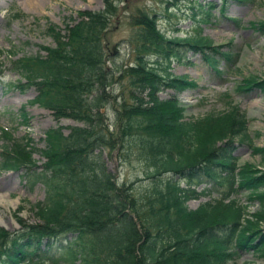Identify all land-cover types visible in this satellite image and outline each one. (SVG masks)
<instances>
[{
    "label": "trees",
    "instance_id": "16d2710c",
    "mask_svg": "<svg viewBox=\"0 0 264 264\" xmlns=\"http://www.w3.org/2000/svg\"><path fill=\"white\" fill-rule=\"evenodd\" d=\"M122 1L103 0L102 10L78 11L77 22L64 30L48 25L54 46H40L34 56L9 61L18 83L37 90L33 103L56 120L80 125L67 135L59 128L45 132L40 172L29 143L2 131L6 143L0 169L24 170L42 183L44 197L30 206L34 222L19 217V230H0V264H236L242 254L264 256V170L239 164L232 156L236 141H250L244 114L229 104L201 119H186L184 106L158 98L166 89L196 88L194 80L168 72L172 59L180 60L181 49L201 53L220 74L219 59L233 62L229 46H215L200 34L167 36L155 14L138 9L130 17L134 65L114 73L107 68L104 33ZM226 3L221 0L220 10ZM252 28L264 32V23ZM153 57L158 59L154 64ZM159 60L166 61L163 72L157 68ZM120 79L124 100L117 110L118 133L111 140L100 108L112 97L106 89ZM244 82L264 94V80L249 77ZM19 117L26 120L23 111ZM124 143L139 144L148 168L145 179L152 188L138 199L131 187L113 181L98 155L102 148ZM247 146L264 164V145ZM206 183L223 191L190 210L187 203L197 194L213 193ZM201 185L205 188L196 193ZM237 194L247 195L257 209L249 213L248 205L236 203ZM67 235L72 238L63 254L50 256L54 244Z\"/></svg>",
    "mask_w": 264,
    "mask_h": 264
},
{
    "label": "rangeland",
    "instance_id": "374dc122",
    "mask_svg": "<svg viewBox=\"0 0 264 264\" xmlns=\"http://www.w3.org/2000/svg\"><path fill=\"white\" fill-rule=\"evenodd\" d=\"M172 2L124 0L117 4L115 16L110 18L104 33L105 52L109 58L107 68L116 73L126 65H134L130 17L138 9L155 14L158 27L167 36L184 38L200 34L209 37L215 46L228 45L233 62L227 65L219 59L217 71L220 74L208 66L201 53L181 49L180 60L172 59L168 72L176 77L194 80L196 88L180 91L166 89L158 94V98L160 101L175 100L184 106L185 117L194 120L211 112H220L229 104L237 106L238 111L245 116L250 141L243 144L236 141L232 156L239 164L249 163L263 171L264 164L260 163V157L252 155L247 145H264V94L256 87L249 89L244 80L249 77L256 81L264 80V32L252 28V24L258 26L264 23V0H227L223 10H220L221 0H176L174 5ZM102 8V0H37L34 4H30L29 0H0V128L9 129L13 139H23V142L29 143L28 147L35 150L32 157L37 167L44 162L39 149L43 150L47 145L45 132L59 128L60 133L67 135L71 127L79 124L63 118L56 120L47 109L31 104L38 93L35 88L10 86L16 84L18 76L10 72L9 60L34 56L40 46H54L53 40L46 33L48 24L64 30L66 24L73 25L77 22L78 11H99ZM113 47L115 54L112 56ZM222 50L226 51L227 48ZM11 51L17 53L16 58H9ZM156 61L158 59L154 57L150 59L153 64ZM157 65L158 70L163 72L166 61L159 60ZM116 81L118 82L112 81L110 88L106 89V96L109 93L112 97L105 100L106 103L100 108L103 110V124L111 140L118 133L117 110L124 100L119 91L124 81ZM241 85L243 89L240 88ZM21 110L25 113V121L18 116ZM124 144L121 147L116 144L111 150L102 148L98 155L113 181L121 188L131 187L138 199L152 188L151 182L145 179L144 172L148 168L140 156L142 151L139 144ZM4 145V140L0 138V162ZM23 174L20 170L0 171V230L7 233L20 229L21 225L17 222L19 217L23 222H34L30 206L41 201L44 196L41 182L29 180ZM181 185L185 187L184 182ZM210 186L213 187L211 195L199 193ZM205 187H195V192L199 194L196 199L189 200L190 210L216 198L223 191L210 183H206ZM246 196L237 194L234 198L237 204L248 205V212L253 213L257 209V203L248 202ZM262 226L264 228V222ZM71 238L63 237L55 243L49 255L57 259L63 254L62 251L64 252V247H67ZM251 253L242 254L236 264H264V256L257 253L253 256Z\"/></svg>",
    "mask_w": 264,
    "mask_h": 264
},
{
    "label": "bare ground",
    "instance_id": "6f19581e",
    "mask_svg": "<svg viewBox=\"0 0 264 264\" xmlns=\"http://www.w3.org/2000/svg\"><path fill=\"white\" fill-rule=\"evenodd\" d=\"M37 0H29L30 4H34Z\"/></svg>",
    "mask_w": 264,
    "mask_h": 264
},
{
    "label": "water",
    "instance_id": "95a60500",
    "mask_svg": "<svg viewBox=\"0 0 264 264\" xmlns=\"http://www.w3.org/2000/svg\"><path fill=\"white\" fill-rule=\"evenodd\" d=\"M113 50H114V48H113Z\"/></svg>",
    "mask_w": 264,
    "mask_h": 264
}]
</instances>
